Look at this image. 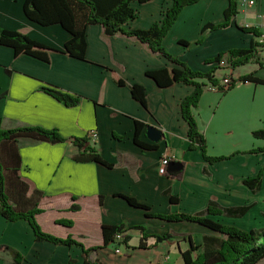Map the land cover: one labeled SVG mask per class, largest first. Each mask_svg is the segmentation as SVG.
Wrapping results in <instances>:
<instances>
[{
  "label": "crops",
  "instance_id": "0c3cea01",
  "mask_svg": "<svg viewBox=\"0 0 264 264\" xmlns=\"http://www.w3.org/2000/svg\"><path fill=\"white\" fill-rule=\"evenodd\" d=\"M24 1L0 0V27L21 29L30 38L63 50L69 33L59 24L42 26L28 19L23 11ZM131 5L137 16L124 27L145 29L161 20L171 0ZM227 5L228 0H198L184 6L162 39V46L192 70L208 71L217 66L208 60L220 52L247 48L251 42L263 45L264 0H237V13L228 26L205 29L208 23L223 21ZM243 26L255 27L261 35L240 30ZM85 39L84 60L54 52L48 63L24 54L15 57L11 48L0 45V127L54 128L65 138L54 143L19 140L18 174L29 186L28 196L41 192L37 204L41 212L35 217L41 229L60 238L70 236L90 248L102 245V225L123 224V233L130 239L119 245L120 253L114 252V242L109 243L89 254L91 264H183L181 252L188 247L187 241L178 237L155 243L153 235L190 234L202 251L203 236L218 234L194 222L146 216L144 210L130 206L119 194L148 206L147 213L160 214H193L210 200L222 207L250 204L241 217L209 218L246 231L264 227V191L260 192L264 190V153L207 150L209 156L231 155L207 162L199 147L191 146L187 139L188 126L180 114V102L192 93L194 86L172 83L159 87L145 75L147 70H170L176 65L134 37L106 34L100 24L87 25ZM196 40L201 41L195 43ZM247 65L251 68L243 73H237L241 66L231 70V78L249 72L264 78V68L256 63ZM218 71H222L221 77L229 73L226 68L216 69L214 75L219 79ZM113 75L124 80L125 85L116 84ZM134 83L143 86L146 107L132 98L129 85ZM47 85L78 96L79 102L65 105L41 89ZM235 85L224 94L207 83L193 109L206 148H254L252 131L264 130V85L239 81ZM244 92H252L255 105L244 99ZM135 121L144 123L139 139L155 144L154 149L134 143ZM147 125L161 131L163 136L158 142L146 137ZM90 130L97 132V138L87 139L88 142L111 167L73 159L78 148L72 139L86 138ZM166 154L171 159L166 173L160 174V160ZM260 169L263 177L255 193L242 180L255 176ZM179 170L180 177L171 174ZM169 195L177 201L170 203ZM58 220L71 221V225L57 223ZM134 225H142L149 235L144 241L146 247H139L141 233L130 228ZM83 261L78 246L38 241L27 221H7L0 215V264ZM255 264H264V258Z\"/></svg>",
  "mask_w": 264,
  "mask_h": 264
},
{
  "label": "trees",
  "instance_id": "16d2710c",
  "mask_svg": "<svg viewBox=\"0 0 264 264\" xmlns=\"http://www.w3.org/2000/svg\"><path fill=\"white\" fill-rule=\"evenodd\" d=\"M147 1L149 0H25L23 11L28 19L42 26L59 24L69 33L70 37L65 41L63 50H58L36 41L21 29L12 30L2 27H0V45L11 48L15 57L24 54L48 63L50 54L54 52L65 53L75 59L84 60L86 50L85 31L87 25L90 24H100L105 33L109 35L120 33L134 37L140 42L147 44L151 51L160 54L176 65L170 70L161 68L145 72V75L151 78L157 86L166 87L172 83H184L194 86L192 93L180 102V114L187 123V139L191 146H198L203 158L209 163L230 158L231 155L209 156L207 154L205 138L198 130L193 109L198 106L200 95L207 87V83H209L210 87H216V90L225 93L238 81L264 85V78L255 76L253 72L245 73L232 78L229 86L223 89L220 85L221 79L214 75L216 69L223 67L217 64V66H213L208 71L192 70L185 62L180 61L162 46V39L167 34L181 9L198 0H171V5L163 12L159 22H154L145 29H126L124 24L137 16L136 9L131 5L132 2L144 3ZM236 13L237 0H228V5L223 13V21L217 24L208 23L205 25V29L211 30L228 26ZM239 29L244 32H251L256 36L261 35V32L255 27L243 26L239 27ZM200 41L196 40L195 43ZM180 43L188 45L185 40H180ZM261 46V43L251 42L247 48H231L218 53L208 61L218 63L225 57L231 70L247 63H256L260 68H264V59L260 55ZM113 79L116 84L125 85L124 80L116 75H113ZM199 80H205L207 83ZM129 88L132 98L143 107H146L143 86L134 83L129 85ZM41 89L55 99L64 102L67 106H73L79 102L78 96L61 91L55 86H42ZM143 126V122L135 121L133 141L141 148L154 149L156 147L155 144H149L139 139V133ZM252 135L256 138H264V130L252 131ZM21 138L52 143L65 140L54 128L47 129L39 126L0 127V215L7 221H27L31 226L35 239L38 241L78 246L84 257L83 264H91L88 259L89 254L99 247L114 242L115 235L123 232L124 225H102V245L90 248H85L80 242L70 236L60 238L44 232L35 218L41 212L37 207L38 197H40L41 192L35 191L33 195L28 196L29 186L18 174L20 167L19 140ZM72 142L78 148V152L73 156V159L77 161H93L105 167L112 166L111 163L101 158L87 138H73ZM251 152L264 153V146L252 149ZM181 171L171 174L180 177ZM262 177L263 169H260L255 176L244 178L242 183L256 193L261 186ZM119 196L124 198L130 206L144 210L146 216L165 221H190L218 234V236H203L202 251L200 252H197L199 245L195 244L190 234L177 235L165 232L161 235H153L155 243L178 237L187 241L188 247L181 252L183 264H255L264 258V227L245 231L231 225L221 224L209 218V215L241 217L250 208V204L222 207L217 202L210 200L205 208L193 214H160L147 213L149 207L145 204L137 202L132 197L121 194ZM176 201V197L169 195L170 203H175ZM72 208H75V206ZM57 223L67 226L71 225V221L68 220H58ZM130 228L140 231L139 247H146L144 241L149 235L145 233L144 227L142 225H134L130 226ZM123 239V243H126L130 236L124 234ZM15 255L17 254L15 253ZM15 260L18 262V258Z\"/></svg>",
  "mask_w": 264,
  "mask_h": 264
},
{
  "label": "built area",
  "instance_id": "2783aa9c",
  "mask_svg": "<svg viewBox=\"0 0 264 264\" xmlns=\"http://www.w3.org/2000/svg\"><path fill=\"white\" fill-rule=\"evenodd\" d=\"M260 50L262 51L260 53V55L263 57L264 59V39H263V45L260 48ZM220 67L226 68L229 70V73H225L221 80H220V85L223 87V89H226L229 84L231 83V69L228 67V63L225 59V57H223L218 63H217ZM213 89H216V87H212ZM86 138L90 141H93L97 138V132L95 130H90L89 132H87ZM171 159V156L169 154L164 155L161 160H160V165L158 168V172L160 174H165L166 170H167V165L169 163ZM124 238V233L123 232H119L115 235L114 237V243L116 244V247L114 248V252L115 253H120V249H119V245L123 243V239Z\"/></svg>",
  "mask_w": 264,
  "mask_h": 264
},
{
  "label": "rangeland",
  "instance_id": "374dc122",
  "mask_svg": "<svg viewBox=\"0 0 264 264\" xmlns=\"http://www.w3.org/2000/svg\"><path fill=\"white\" fill-rule=\"evenodd\" d=\"M251 64V63H250ZM245 66H241L239 67L238 69V72L237 73H243L244 71H247L251 68V65H247V64H244ZM217 74L219 75V77H221L222 75V71H218ZM221 79V78H220ZM237 85L234 84V88L236 87ZM233 89V88H232ZM230 90L226 91L224 94H227ZM244 95V99L246 100H249L250 103H253V105H255V97L254 95L252 94V92H244L242 94V96ZM252 134V133H251ZM252 136V140L253 142L255 143V146H253L254 148H206V150H208L210 153H231V151H234L235 153H252L251 150L252 149H257V148H260V147H263L264 146V138L260 139V138H254L253 135ZM238 149V150H236ZM229 155V154H227ZM226 155V156H227ZM260 189V188H259ZM264 190L260 189V192H263ZM263 213V212H262ZM264 215V213H263ZM220 223V222H219ZM223 224V223H221ZM227 225V224H225ZM261 228V227H260ZM246 231V230H245ZM195 235H199L198 231H195L194 232ZM197 252H200V250L198 249Z\"/></svg>",
  "mask_w": 264,
  "mask_h": 264
},
{
  "label": "water",
  "instance_id": "95a60500",
  "mask_svg": "<svg viewBox=\"0 0 264 264\" xmlns=\"http://www.w3.org/2000/svg\"><path fill=\"white\" fill-rule=\"evenodd\" d=\"M145 135L147 138L154 142H158L163 136L161 131L152 125L146 126Z\"/></svg>",
  "mask_w": 264,
  "mask_h": 264
}]
</instances>
